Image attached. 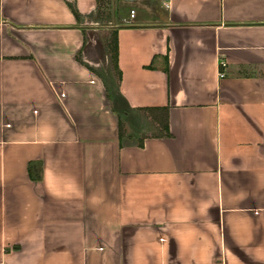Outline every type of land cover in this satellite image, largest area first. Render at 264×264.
I'll use <instances>...</instances> for the list:
<instances>
[{"label":"crops","instance_id":"0c3cea01","mask_svg":"<svg viewBox=\"0 0 264 264\" xmlns=\"http://www.w3.org/2000/svg\"><path fill=\"white\" fill-rule=\"evenodd\" d=\"M102 1L0 0V264H264V0H120L111 84Z\"/></svg>","mask_w":264,"mask_h":264},{"label":"rangeland","instance_id":"374dc122","mask_svg":"<svg viewBox=\"0 0 264 264\" xmlns=\"http://www.w3.org/2000/svg\"><path fill=\"white\" fill-rule=\"evenodd\" d=\"M121 6L124 5L120 0L102 1L98 12L92 15L91 18L84 20V50L88 58L87 60L94 62V60L100 61L104 58L105 63L107 58L108 65H102L103 67L101 68H103V72H105L107 81L110 84L117 79L113 54L115 30L116 25L119 24ZM113 97L116 100L115 104L120 109V113H122V128L124 132H131L138 139H142L148 135H160L162 133V129L157 126L155 127L154 122L156 118H154L151 112L129 110L120 101L119 96L115 92ZM155 117H157V114H155Z\"/></svg>","mask_w":264,"mask_h":264},{"label":"trees","instance_id":"16d2710c","mask_svg":"<svg viewBox=\"0 0 264 264\" xmlns=\"http://www.w3.org/2000/svg\"><path fill=\"white\" fill-rule=\"evenodd\" d=\"M70 8L72 9V11L74 12V14L76 15L77 18L80 17V14L78 12V9L76 7V4L75 2H70ZM113 60H114V64H115V67H117V42H116V38L114 40V54H113ZM166 63H167V60H166ZM167 65V64H166ZM167 70V66H166V69ZM141 110V109H139ZM121 118H122V113H120V127H121ZM157 122V120H155ZM161 129H162V133L161 135H169V127H168V123L166 121L165 124L161 125ZM142 141L139 143V145H142ZM36 180H40V175L36 176L35 177Z\"/></svg>","mask_w":264,"mask_h":264},{"label":"built area","instance_id":"2783aa9c","mask_svg":"<svg viewBox=\"0 0 264 264\" xmlns=\"http://www.w3.org/2000/svg\"><path fill=\"white\" fill-rule=\"evenodd\" d=\"M221 63H223V62L221 61ZM219 76H223V73L220 72ZM59 96L61 97L62 94H60Z\"/></svg>","mask_w":264,"mask_h":264}]
</instances>
